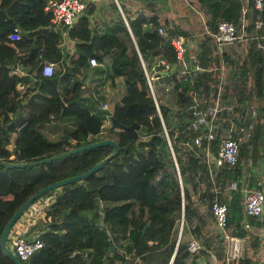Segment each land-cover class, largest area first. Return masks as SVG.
I'll return each instance as SVG.
<instances>
[{
	"label": "trees",
	"instance_id": "trees-1",
	"mask_svg": "<svg viewBox=\"0 0 264 264\" xmlns=\"http://www.w3.org/2000/svg\"><path fill=\"white\" fill-rule=\"evenodd\" d=\"M186 1L202 10L207 31L215 32L217 21L226 20L237 32L244 31L246 46L256 38L261 47L247 54L249 64H256L252 91L245 85L246 46L242 43L238 44L239 51L223 53L227 67L223 81L217 70L184 71L176 65L170 45L172 38L186 35L183 30L155 15L147 18L142 11L131 12L119 3L123 20L110 0L116 13L113 22L101 24V29H89L86 39L72 36L71 28L67 30L74 49L68 58L58 48L61 34L50 28V17L43 11L47 0H0V161L41 160L99 140L106 115L92 111L80 97L79 74L89 58L100 63L107 57L109 76L132 86L130 93L114 102L111 117L124 126L138 125L135 131H117L118 153L100 169L37 198L52 197L44 213L45 224L36 230L42 246L21 264H167L180 219L182 227L201 237V253L207 256L218 236H205L190 191V185L199 182L203 189L198 191L197 201L207 215H211L213 202L224 203L229 235L247 238L248 248L255 250L257 238L248 226H263L264 216L242 215L238 180L243 163L264 156V0L260 10L254 8V0ZM93 9L88 1L83 11ZM257 19L261 25L255 28ZM15 26L20 37L10 41L7 35ZM158 27L163 29L158 36L165 62L173 66L168 72L175 93L173 109L160 104L155 108L140 62ZM19 59L28 66L26 74L13 73ZM218 61L210 37L203 36L195 63L206 69ZM42 62L56 63L58 68L49 77L32 78L30 74ZM219 85L220 97L231 104L230 110L223 109L221 116L213 119V136L207 140L204 125L197 123L193 111L205 113L209 119L207 109ZM229 127L238 146L236 164L215 168L207 154L213 155ZM139 128L144 129L145 140H138ZM51 134L54 137L48 136ZM111 151L110 146L101 145L36 166L0 167V233L30 195L89 169ZM219 178L236 182V189L227 195L213 194ZM9 237L8 232L6 241ZM213 254L215 262L209 264H254L253 256L245 251L229 262L218 245L213 247ZM187 256L184 242H179L172 264ZM0 264H13L1 249Z\"/></svg>",
	"mask_w": 264,
	"mask_h": 264
},
{
	"label": "crops",
	"instance_id": "crops-1",
	"mask_svg": "<svg viewBox=\"0 0 264 264\" xmlns=\"http://www.w3.org/2000/svg\"><path fill=\"white\" fill-rule=\"evenodd\" d=\"M86 1L92 2L94 5V9H93V12L83 11V13L78 14L76 18L74 19L71 27H69L72 29L71 35L75 36L76 38L86 39L89 36V29L94 28V27H96L97 29H101V26H102L101 24L111 23L116 19V13L110 7V4H109L110 0H86ZM113 1L115 5L117 6L120 16L123 18V20H124V17L119 7V3H121L127 10L131 12H136L137 10L142 11L143 14L147 18H150L151 15H155L160 19L168 20L171 25L173 26L176 25L181 30H183L186 33V35L184 36L177 35V36L183 37L185 41L186 49H185L184 58H183L185 66H182L178 62V60L175 58L176 65L181 67L182 70L184 71L199 72V71L192 69L193 66L197 64L195 63L193 56L191 58V55H189L190 56L189 58L187 54L188 48H187V40H186V37H188V34H189L187 30L188 28L193 26V23L196 22V19L190 20L191 17H189L186 21H183V19H180V16H185L186 13L190 15L192 13L191 11L202 12V10L196 7L190 6L186 0H183V1L185 5H187L190 8V10L189 9L185 10V13L181 15L175 14L174 12H170L167 10L169 6V0H161V2H163V6L165 9L162 8V4L160 3L159 0H113ZM149 25H150V22L147 23V26ZM158 28H161V27H158ZM157 29H156V33H157ZM66 33H67V30L60 32L62 41L59 44L58 48L62 55L67 56L68 58H71L74 53L73 42L71 39H69V36ZM162 33H163V29H162ZM158 35L160 34L157 33L156 36L151 37L150 40L147 42L146 48L142 51V55L144 59L140 57V60H141L140 62L144 64L146 70L149 71L148 72L149 74L157 77L156 79L152 81V87H153V91L156 96L158 105L159 104L164 105L168 108L173 109L174 102H175V93H174V98L171 99L169 93L171 91L174 92V90L172 88L173 82L170 76L168 75V72L172 71L173 66L171 67V65L165 62L164 52L161 48L160 39ZM204 36H208L206 32L204 33ZM202 39H203V36L200 39L199 43L202 41ZM252 39L254 40V42H256L255 38H252ZM242 41H247V39L244 38L242 40H239L238 44L242 43ZM199 43L197 44V47L195 49L196 51L198 49ZM210 44H211V39H210ZM238 44L236 45L238 46L237 50L239 51L240 46ZM246 47H245V50H246ZM231 51L234 52L236 51V49L231 48ZM224 54H228V52ZM139 56H141L140 53H139ZM174 57H175V54H174ZM160 62L165 63L167 65V68L164 69L161 65H159ZM108 64H109V59L107 57H104L103 61L100 63H97L96 65H91L87 63L80 71L79 80L81 82V88H82L80 97L83 99V102L86 106L91 107L92 111H97V109L101 108L102 103H106L107 110L111 112L114 102L117 101L123 95L130 93L132 90V86L130 84H126L122 82V80L119 77L112 78L109 76V73L107 72ZM39 65L36 68V70L30 74L32 78L33 76L39 75ZM210 65H214V64L212 63ZM57 68H58V64L54 63V70H56ZM27 70H28V66L24 65V62L19 59L14 66L13 73L16 75H23V74H26ZM154 81H155V85H157L156 86L157 95L154 89V84H153ZM253 87H254V82H253ZM17 89L18 90L22 89V86L21 85L18 86ZM108 124H109V116H106L104 120V124L101 126L100 132L98 134V138L99 139H111L115 141L117 138V130L111 129ZM42 129H43V132H48L46 127ZM138 134H139L138 140H145V136L143 135L144 129L139 128ZM211 157L212 155L207 154V158L210 159V162L212 163V165H214L215 168H218L215 165L214 161H212ZM255 160L253 163L247 161L246 162L248 164L247 168H245L243 165L241 166V175L238 180V184H245L248 187L257 188L264 193V156L259 157V158L257 156V159ZM219 180L220 181L218 182V185L212 188L213 194L215 193V194L227 195L231 190H233L229 188L230 182L227 183L226 180L225 179L223 180L222 178H219ZM180 184L181 183L179 180V185ZM202 189H203V183L201 182H199L198 184L194 183L190 185V191L195 199L194 201L196 204V209L199 211L201 218L203 220L205 236L209 238L218 236L219 240L223 241L224 246H222V248H223V256H224L226 240L221 236L222 234L220 233V231L216 229L214 222L211 219V216L207 215L205 207L202 205H199V201H197L198 191L200 192ZM51 199H52L51 196H44V197L37 199L38 201H35L32 204H30L27 207V209L23 211V213L20 215L17 221H15L13 225L10 227L9 229V233H11L10 237H12L15 234H21L24 238H27V239H30L32 237H37L36 230L40 225L45 224L44 223L45 221L44 213H45V210L48 208V204L50 203ZM263 216H264V206H263V210H262V214L260 218H262ZM214 228L217 232L215 234H213L212 232ZM248 228H249V231L252 234H254L255 237L257 238V244L254 247L255 250L252 251L250 250V248H248L249 246H248L247 238H241L242 240L241 244H243L242 242L246 243L243 246V248L241 245V253L245 251L247 256L252 255L254 264H264V225L261 227H255L253 225H250L248 226ZM185 232L187 233L188 237H186L187 239L181 238L180 243L184 242L185 248H186V243L189 240L191 239L197 240L199 236L195 234H191L186 229L184 230V234ZM228 232L229 231L227 230V234L228 236H230ZM10 237H9V241H6V246L9 249H10ZM201 249L197 253H194V254L188 253L187 258L185 259L190 260L191 263L199 261L201 262V264H209L210 262H213L214 260H211V258H214L213 251L211 249L208 250V255L206 256L204 254L202 255Z\"/></svg>",
	"mask_w": 264,
	"mask_h": 264
},
{
	"label": "built area",
	"instance_id": "built-area-1",
	"mask_svg": "<svg viewBox=\"0 0 264 264\" xmlns=\"http://www.w3.org/2000/svg\"><path fill=\"white\" fill-rule=\"evenodd\" d=\"M263 0H254V8L260 10L262 7ZM86 0H47L46 4L43 7V11L47 13L50 17V28L55 32H63L68 30L71 27L76 16L83 12L84 7L86 5ZM244 22L241 23V28L243 27ZM261 25L259 19L255 20L254 26L258 28ZM208 36L211 39V47L215 54L218 56V64L217 65H208L207 68H201L197 65L193 66V70L204 72L209 70H217L219 72L220 81H223L224 76L226 75V71L224 70V65L222 61L223 53L231 54L232 51L225 50L226 48L234 45L235 42L244 39V31L241 30L237 32L235 30L234 25L226 20H219L216 23L215 32L211 33L205 30ZM157 33L161 34L162 29L158 28ZM20 37V29L18 27H13L12 30L8 33L7 38L11 41L18 40ZM256 40V38H255ZM255 48H260L261 46L256 41ZM170 44L175 54V58L178 62L185 66L183 58L186 49L185 41L183 37L176 36L170 40ZM231 49V48H230ZM195 60V55H193ZM141 61V60H140ZM88 63L91 65H96L97 62L89 58ZM164 69L167 68V65L163 62H160ZM141 66L145 73L146 83L155 105V108L158 109V103L156 100V96L153 91L152 81L157 77L149 74L148 70H146L144 64L141 62ZM54 72V64L51 62H42L39 65V75L43 77H49ZM222 92V86L219 85L217 87L216 96L213 100H216L219 97L220 108L218 110H230V105L225 103V100L220 98V93ZM195 105L192 106L194 108ZM102 109H107V104H101ZM194 116L197 118V123H202L205 129V137L207 140L211 139L213 136V119H207L205 122L200 121L198 118L202 116V113L199 111H193ZM255 114V112H254ZM200 115V116H199ZM213 115V114H212ZM232 124L230 125V127ZM228 128L225 132V136H222L216 145L215 152L212 155V161H214L217 167L220 166H234L237 161L238 156V146L235 139L230 136L231 128ZM250 124L248 125V128ZM163 132L166 136L167 144H169L166 132L163 128ZM194 143H198V139L194 140ZM237 185L234 181H231L229 184V188L236 189ZM238 191L240 193V205L242 215H251L255 217H260L262 214L263 206H264V193L253 187H248L245 184H238ZM210 216L217 230L222 234L221 236L226 240L225 253L224 258L226 262H229L239 256L241 251V238L228 236L226 229V206L224 203L213 202L210 206ZM181 229H182V219L179 221L178 231L176 235L175 245L172 251V254L167 262V264H172L174 255L176 253V249L178 247V243L181 241ZM42 246V242L38 237H32L30 239L24 238L21 234H15L10 237V250L17 257L19 261L26 260L29 256H31L35 251H37ZM186 250L190 254L197 253L200 250L199 242L196 239H191L186 243ZM179 264H201V262H193L190 260L184 259Z\"/></svg>",
	"mask_w": 264,
	"mask_h": 264
},
{
	"label": "water",
	"instance_id": "water-1",
	"mask_svg": "<svg viewBox=\"0 0 264 264\" xmlns=\"http://www.w3.org/2000/svg\"><path fill=\"white\" fill-rule=\"evenodd\" d=\"M99 113L105 114L106 116H109V126L111 129L117 130V131H135L138 129L137 124H131L129 126H124L116 122L115 119L111 117V112L107 109H97ZM101 145H108L112 148V151L109 155H107L105 158L101 159L97 163H95L92 167L89 169L80 172L74 176L64 178L60 181L53 182L51 184H48L44 186L43 188H40L37 190L35 193L30 195L24 202H22L18 208L13 212V214L8 218L6 223L3 226V229L0 233V249L2 252L13 262V264H21V262L17 259V257L11 252V250L6 246V236L9 232L10 227L12 224L15 222V220L23 213V211L39 196L45 194L47 191H50L52 189L58 188L66 183L74 182L78 179H81L88 174L100 169L108 160H110L112 157H114L118 153V146L117 143L114 140L111 139H99L94 142H90L87 144H84L82 146L61 152L59 154L52 155L50 157L41 159V160H36V161H31V162H24V163H15L13 162V158H10L9 162L5 161H0V167L2 168H22V167H27V166H36L39 164L47 163L51 160L59 159L71 154H75L96 146H101Z\"/></svg>",
	"mask_w": 264,
	"mask_h": 264
},
{
	"label": "rangeland",
	"instance_id": "rangeland-1",
	"mask_svg": "<svg viewBox=\"0 0 264 264\" xmlns=\"http://www.w3.org/2000/svg\"><path fill=\"white\" fill-rule=\"evenodd\" d=\"M159 1L162 4V8L165 9L164 6H163V2H161V0H159ZM185 8H187V9H185ZM188 9L190 10V8L187 5H185V3H184L183 0H169V6H168L167 10L170 11V12H174L175 14L181 15V14H184L185 13V10H188ZM191 12L192 13L190 15H188V13H186L185 16H180V19H183V21H186L189 17H191L190 20L196 19V22L193 23V26L190 27V28H188L187 32H189V34H188V37H186V40H187V48H188L187 49V54H188V56L191 55V58H192V56L195 54V51H196L195 49L197 47V44L199 43V41L202 38V36H204V33H205V30L206 29L204 27V17H203L202 12H200V11H196V12L191 11ZM238 42H235L234 45L226 48L225 50L229 51V50H231L230 48H235L237 50L238 49L237 48L238 46L236 44H238ZM246 44H247V41H242V45L243 46H246ZM255 45H256V43L252 39L251 42L246 47V50L244 51V55H243V59L246 60V67L243 70V75L246 76L245 85L248 88V90H250V91H252V88H253V82H254L253 77L256 74V64H255V62H254V65L253 66H251L249 64L248 59H247V54H248L249 51L254 54ZM189 58H190V56H189ZM223 67H224V70L226 71L227 67H225V66H223ZM153 84H154V89H155V92H156V95H157V88H156L157 85H155V81L153 82ZM169 95H170V98L171 99L174 98V92L171 91L169 93ZM251 100H253V99H251ZM214 102L215 103L212 104L209 109H207V114L210 116V118L217 119L218 117L221 116L220 113L222 111V110H218L220 108V105H221L220 104V101H219V97H217ZM206 117L207 116L204 113L198 119H200L203 122H205L206 121ZM48 133L49 132H45V134H48ZM224 134H225V131H224L223 135ZM52 135L53 134L48 135V136L52 138V137H54ZM243 166L245 168H247L248 167V164L245 162V163H243ZM36 201H38V200H36ZM178 226H179V224H178ZM185 229H186L185 226H183L182 229H181V238L182 239H187L186 237H188V235H187L186 232L184 234V230ZM186 230L188 231V229H186ZM177 231H178V227H177V230H176V235H177ZM212 232H213V234L217 233L216 230H215V228L212 230ZM215 239L216 240L213 241V245H212V249H211L212 251H213V247H215L217 245L220 248H222V246H224V243H223L222 240H219V238H217V237ZM197 241L199 242L200 249H201V247H202L201 246V243H200L201 237L197 238ZM242 243L243 244H241V245H242V248H243V246L246 243L245 242H242ZM201 251H202V249H201ZM240 253H241V251H240ZM214 258H215V256H214ZM214 258H211V260H214L213 262H215V259Z\"/></svg>",
	"mask_w": 264,
	"mask_h": 264
}]
</instances>
